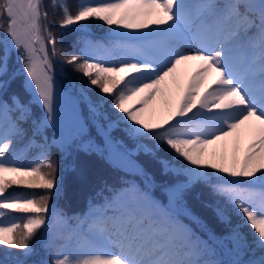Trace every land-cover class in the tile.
Listing matches in <instances>:
<instances>
[{
  "label": "snow or ice",
  "instance_id": "snow-or-ice-1",
  "mask_svg": "<svg viewBox=\"0 0 264 264\" xmlns=\"http://www.w3.org/2000/svg\"><path fill=\"white\" fill-rule=\"evenodd\" d=\"M42 3L43 0H0V18H7L6 27L0 23V30L5 33L0 54V78H3L0 79V91L7 89L8 59L14 51L22 61L27 78L25 86L32 89L35 101L45 111L44 117L34 122V134H40L43 128L54 122L55 103L60 95L46 41L52 45L53 56L59 57V52L52 33L44 29L45 36L42 32V17L47 19L48 15L41 11ZM53 6H57L55 2ZM199 8L198 23L194 21L189 37L197 47L189 54L180 51L175 40L184 19L183 0H102L98 3L82 0L74 14L65 5L59 25L62 28L95 18L108 26H117L102 39L124 38L148 43L135 45L138 54L117 62L115 66H106L103 60L89 55L102 47L100 44L81 48L80 56L69 53L64 60L57 59V63L71 65L81 74L79 87L71 82L68 87L77 93L81 102L89 105L94 120L106 122L98 124L106 142H111L108 134L113 128L123 125L129 138L152 141L151 144H137V148L146 154L156 155L163 149L171 153L185 177L184 188L203 184L224 199L226 207H217L218 217L227 220L228 210L239 217L226 238L231 244L228 250L236 259L229 262L206 260L203 258L206 252L199 245L191 249L184 245L183 252L177 253L167 241L150 249L138 242L137 237L166 233L155 221L129 208L121 211L115 220L106 215L93 214L92 217L96 228L92 239L100 237L108 244L114 243L120 250L118 253L99 249L71 255L52 253L40 264H264V0H228L223 5L217 0H205ZM234 20L243 21L246 27L230 28ZM120 28L128 31L121 32ZM252 28L260 36L259 52L251 57L245 53L237 62L233 56L234 42L239 40L241 31ZM193 60L200 62V68L192 75L187 87L180 89L179 98L173 104L162 85L179 66ZM213 74L215 86L209 85L202 92L205 81ZM92 92L97 95L95 101L90 95ZM142 93L145 95L139 101L140 108L126 106L129 100ZM157 93L165 96L169 118L150 124L141 118V114L143 106ZM109 100L114 118L104 107ZM11 102L9 107L0 100V115L13 110L19 114L11 131L0 127V217L11 215L6 210L30 215L23 217L26 223L22 227L15 222L10 225L0 223V245L21 249L20 255L27 257L34 252L29 240L36 230L49 222V200L52 191L57 189V168L47 159V153L30 165L16 164L11 158L15 138L22 131L19 124L31 112L18 95L14 94ZM193 109H197L195 118L203 123H196L194 117L188 116ZM249 122H252V139L242 163L236 157L231 166L213 162L216 153L209 156L208 146L233 136ZM238 145L239 137L237 151ZM160 162L166 171H175L170 168L172 161ZM13 185L40 188L46 193L39 199L5 195ZM256 185L262 189L258 194L251 191ZM245 227L249 229L247 233L242 231ZM158 249L164 251L157 254Z\"/></svg>",
  "mask_w": 264,
  "mask_h": 264
},
{
  "label": "trees",
  "instance_id": "trees-1",
  "mask_svg": "<svg viewBox=\"0 0 264 264\" xmlns=\"http://www.w3.org/2000/svg\"><path fill=\"white\" fill-rule=\"evenodd\" d=\"M54 2L57 5L55 7ZM81 2L82 0H43L42 3L41 11L48 14L47 19L42 17L43 30L47 29L55 37V47L59 52V57L53 56L52 45L46 41L49 57L53 60L55 77L59 81L63 104L55 110L54 122L43 128L40 134H34V122L42 119L45 111L35 101L32 89L25 86L27 78L22 70V61L14 51L9 55L7 77L9 83L6 90L0 91V100L11 107V97L15 94L31 109L28 118L19 124L22 131L15 138L14 155L11 158L16 164L30 165L47 153V159L57 168V189L52 191L49 200L47 214L49 222L36 230L29 240V244L34 247L33 254L24 257L20 255L23 250L0 245V264H18V262L40 264L52 253L69 255L86 253L85 249L88 246L91 249V240L98 247L109 249L111 244L106 243L104 239L100 237L92 239L96 230L92 223L93 214L113 217L115 212L121 213L131 208L140 215L139 207L143 204L148 205L158 219L169 215L170 219L173 217L179 222L178 231L171 239L172 244L179 245L183 240L190 244L197 243L206 252V255H203L206 260L229 262L236 259V256L228 250L231 244L226 238L238 223L239 217L230 210L226 211L227 220L218 217L216 209L226 207L224 199L214 195L203 184L197 183L184 188L185 177L171 153L163 149L156 155L146 154L137 148V144H151L152 141L129 138L123 125L113 128L108 134L111 142H106V137L98 127V124L106 122L94 120L89 105L81 102L77 98V93L68 87L70 82L79 87L78 82L81 78V74L75 72L71 65L57 63V59L64 60L69 53L80 56L81 48L100 44L102 60L106 66H115L117 62L138 54L134 50V46L138 45L136 42L120 38L102 39L114 29L115 25L108 26L98 19L91 18L79 22V25L60 27L64 16L63 6L66 5L74 14ZM87 2L98 3L102 0H87ZM217 2L223 5L228 0H217ZM0 23L6 27L7 18H0ZM229 27L243 29L246 25L243 21L234 20ZM42 32L47 35L46 31ZM249 35L253 37L256 47L259 48L260 36L255 28L241 31L239 39L245 42ZM4 42L5 33L0 30V54L3 52ZM8 43L11 48L9 38ZM94 52H90L89 55H94ZM84 79L87 80L86 77ZM63 92L68 95L64 96ZM90 95L93 101L97 99L95 92ZM68 99H72L73 102ZM109 105L110 100L105 104V110L114 118L115 113ZM138 106L136 105L134 109ZM197 109H193L188 114L189 117H194L196 123L199 121L194 115ZM18 115L15 110L5 111L0 115V127L11 131ZM113 150L126 155V167L117 166L110 161L109 153ZM161 160L172 161L170 168L175 171H166L161 165ZM232 162L233 159L230 160L231 164ZM129 191L133 192L129 194ZM251 191L258 194L262 189L254 187ZM45 193L44 189L13 185L6 190L5 195L39 199V196ZM6 211H10L11 215L0 217V223L4 225L15 222L22 227L26 223L23 217L30 215L14 210ZM146 214L143 216L157 224V220L148 212ZM19 231L20 229H17V232ZM242 231L247 233L249 229L245 227ZM248 239L251 240L252 237L249 235Z\"/></svg>",
  "mask_w": 264,
  "mask_h": 264
},
{
  "label": "rangeland",
  "instance_id": "rangeland-1",
  "mask_svg": "<svg viewBox=\"0 0 264 264\" xmlns=\"http://www.w3.org/2000/svg\"><path fill=\"white\" fill-rule=\"evenodd\" d=\"M253 2H256V0H253ZM183 3L185 5V9H184V19L181 21V27L177 30V34L175 36V40L177 42V45L179 47V50L185 53H193L194 49L197 47V43L193 42L192 40L189 39V37L192 35V32L190 31V29L192 28V25L195 22L198 23V21H196V17L198 16V14L200 13V8L199 6L201 5V3H197L195 0H183ZM41 24H42V20H41ZM117 26L114 27V29H116ZM239 28V27H237ZM113 29V30H114ZM235 29V28H234ZM42 31H43V25H42ZM119 31L121 32H126L128 30H124L122 28L119 29ZM10 40V38H9ZM11 43V41H10ZM236 47L235 50L233 52V56L234 59L239 62L241 57L247 53V55L249 57H251L253 55V53L258 54L259 49L256 48H247L245 46L246 43H244L242 40H237L234 42ZM37 47H39V45L37 44ZM95 55V54H94ZM200 68V62L199 61H189L186 64H183L181 66H179L177 68L176 73H174L172 76H170L165 85H162V87H166L167 92L169 90H171L174 99V104L176 103V101L179 98V91L181 88H186L187 85L189 84L192 75L198 71ZM120 75H124V74H120ZM214 74L209 76L207 78V80L205 81V85L204 88L201 89V91L203 92L205 89L208 88L209 85L211 86H215L213 85V80H214ZM55 82L57 84V86L59 85V81L57 80V78L54 76ZM59 88V86H58ZM60 90V89H59ZM64 96H67L68 94L63 92ZM143 98V96L139 97L137 99V101L134 103V105L129 104V102H127V105L129 108H134L136 105H139L138 108L141 107L139 101ZM157 99L159 100V102L164 104V99L165 96L162 95L161 93H157L155 97H153V99ZM71 101V103L73 102L72 99H68ZM150 102V101H149ZM148 102V104H149ZM62 101L60 98V95L58 97V99L56 100L55 103V110L59 109L62 106ZM147 104V105H148ZM143 106V110L144 108L147 106ZM137 108V109H138ZM141 118L145 120V122L150 123V124H155V122L153 121V118H143L142 114H141ZM165 120H167L169 118V111L167 108V112L165 114ZM164 120V121H165ZM173 123H175V121H173ZM239 137V145L238 148L239 150L237 151V138ZM252 139V135L250 132V126L248 125H244L242 126L241 129L237 130V133H234L233 136H230L228 138H226L225 140H221L219 142H217L214 145H209L207 148V153L209 154V156L212 153H216L215 159L213 162L217 163V164H226L227 166H231L230 160L233 159L234 157L238 158L240 160V162L242 163L245 153H246V149L247 146L249 144V142ZM110 156V161L113 162L115 165L120 166V167H126L127 166V162H126V155L122 154L120 152L117 151H110L109 153ZM226 156V159L224 158ZM133 191H129V194H131ZM148 205L143 204L139 207V212L140 213H145L148 211ZM166 219L168 221H165V219H160L157 222V226L161 227L164 232L166 233V235H158V236H150V235H146L144 236H139L137 237L138 242L140 243H144L146 247L148 248H155V246L165 243L166 241L169 243L170 238L174 235V233H177L178 230L175 231V229H177L178 226V222L176 220V218H171L169 219V215H166ZM113 220H115V218H113ZM186 240H183L182 242H184ZM188 242V241H186ZM94 246L95 243L92 242ZM170 245V244H169ZM197 244H192L190 245V247H188L189 249L193 248L194 246H196ZM91 249L87 247V249H85V252H90L93 251L94 249ZM171 246V245H170ZM172 250L177 252V253H182L183 248H182V244L180 243L178 246L176 245V247L171 246ZM120 250L119 248L112 243L111 245V250L110 252H115L118 253ZM164 251V249H158L157 250V254L159 252Z\"/></svg>",
  "mask_w": 264,
  "mask_h": 264
},
{
  "label": "bare ground",
  "instance_id": "bare-ground-1",
  "mask_svg": "<svg viewBox=\"0 0 264 264\" xmlns=\"http://www.w3.org/2000/svg\"><path fill=\"white\" fill-rule=\"evenodd\" d=\"M145 94L142 93L139 96L133 97L131 100H129V104L134 105V103L137 101V99L141 96H144ZM173 94L171 92V90L168 91V99L172 101V103L174 104V99H173ZM175 98V97H174ZM167 103L166 100L164 99V104L159 102V100L152 99L150 100L149 104L144 108L143 112H142V116L143 118H153L155 123H161L165 120V114L167 112ZM252 122H249V124H247L248 126L251 125Z\"/></svg>",
  "mask_w": 264,
  "mask_h": 264
},
{
  "label": "water",
  "instance_id": "water-1",
  "mask_svg": "<svg viewBox=\"0 0 264 264\" xmlns=\"http://www.w3.org/2000/svg\"><path fill=\"white\" fill-rule=\"evenodd\" d=\"M130 159H132V157H130Z\"/></svg>",
  "mask_w": 264,
  "mask_h": 264
}]
</instances>
